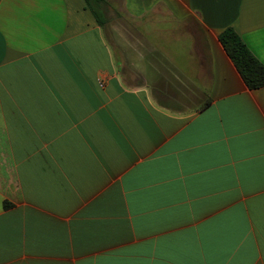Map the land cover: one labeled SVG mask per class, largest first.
<instances>
[{
	"label": "crops",
	"instance_id": "1",
	"mask_svg": "<svg viewBox=\"0 0 264 264\" xmlns=\"http://www.w3.org/2000/svg\"><path fill=\"white\" fill-rule=\"evenodd\" d=\"M122 8L181 27L204 103L159 99L85 0H0V264H264V87L219 41L264 64V0Z\"/></svg>",
	"mask_w": 264,
	"mask_h": 264
},
{
	"label": "rangeland",
	"instance_id": "2",
	"mask_svg": "<svg viewBox=\"0 0 264 264\" xmlns=\"http://www.w3.org/2000/svg\"><path fill=\"white\" fill-rule=\"evenodd\" d=\"M106 2L105 34L123 66L132 73L134 66L143 70L146 84L163 102L182 109L202 106V80L183 76L175 62L176 54L190 52L189 47L177 46L184 38L181 27L160 14L134 19L124 13L123 0Z\"/></svg>",
	"mask_w": 264,
	"mask_h": 264
},
{
	"label": "trees",
	"instance_id": "3",
	"mask_svg": "<svg viewBox=\"0 0 264 264\" xmlns=\"http://www.w3.org/2000/svg\"><path fill=\"white\" fill-rule=\"evenodd\" d=\"M85 2L98 24L105 27L107 24L106 0H85ZM219 41L246 86L251 90L264 87V64L251 53L236 31L232 28L225 29L219 35ZM7 206L8 203H5V207Z\"/></svg>",
	"mask_w": 264,
	"mask_h": 264
}]
</instances>
